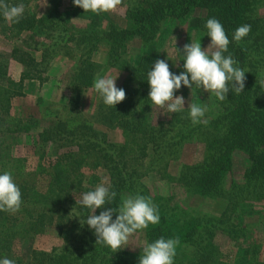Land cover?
<instances>
[{"label": "trees", "instance_id": "trees-1", "mask_svg": "<svg viewBox=\"0 0 264 264\" xmlns=\"http://www.w3.org/2000/svg\"><path fill=\"white\" fill-rule=\"evenodd\" d=\"M260 1L162 0L164 6L147 8L129 4L125 16L131 22L130 29L116 30L111 27L107 31L109 35L113 32L107 53L109 65L118 66L121 70L126 68L129 73L122 88L126 99L115 107L107 106L104 102L99 105L101 117L123 134V141L120 144L110 143L106 135L97 131L94 124L88 121L70 120L43 128L38 133L41 144L51 143L58 149L68 150L49 162L48 167L39 166L37 172L43 178L39 184L41 188L21 192L22 203L16 212L19 217L11 219L5 215V211H0V259L8 258L15 264H22L20 256H14V241L35 238L51 228L61 240L60 246L49 252L34 251V261L30 263L41 264V259L46 258L44 264H139L143 251L138 253L128 246L130 239L135 238L133 235L139 230L117 252L106 245L96 244L95 232L86 223L92 210L74 199L76 195L82 196L84 193L81 189L77 190L80 186L77 179L79 167L75 164L79 161L82 167L90 170L101 167L108 178L105 187L116 193L110 203L96 209L95 215L110 208L118 209L124 198L142 195L151 200L160 216L158 224H149L148 228L143 229L145 246L162 237L178 239L173 264H213L217 255L213 243L216 233L228 238L239 235L240 229L234 222L239 204L245 201H264V84L261 83L264 77L258 74V71H264V51L261 48L264 41V15L258 14L256 10ZM22 2L25 6L26 0ZM47 3V13L39 16L35 10L32 16L25 19L24 23L31 32L30 45L35 52H41V56L45 52L56 54L57 50L68 54L71 48L81 53L76 62L75 74L66 82L68 102L76 108L89 88V77L81 73L97 52L98 42L103 38L102 32L89 27L82 34H72L69 21L60 13L55 0H47ZM193 5L204 10L205 14L196 19V27L205 36L209 37L205 27L208 19L216 18L223 25L230 41L224 55H230L237 62L234 66L245 71L244 90L239 94L230 90L224 101L215 97L214 102L206 106L207 111L197 124L192 123L187 106L176 113L168 112L166 107V118L158 115L155 118L152 113H156V110L153 109L149 114L150 91L145 89V84L149 85L147 73L154 66L152 60L143 59V68L140 64L133 66L126 63L117 56L119 44L134 35L139 37L156 32L159 24L157 9L161 12V20L170 15H180L176 8H180L181 15H185V11H189L188 6ZM78 9L88 17L94 15L91 11L84 12L80 7ZM23 21H6L0 12V23H3L0 24V32L19 34ZM146 21L150 23V30L145 29ZM245 24L251 25L250 33L241 41H235V30ZM37 28L41 34L46 30L40 39L36 32L32 33ZM10 57L17 59L25 68L18 81H15L6 73L5 66L0 64V78L5 82L0 85V174L9 172L14 176L22 165L11 154L15 141L22 134L30 133L33 127L31 121L24 123L12 117L11 103L14 98L24 97V81L41 80V71L35 58L18 48L11 51ZM184 71L182 64L171 72L179 75ZM129 83L135 87L132 88ZM196 90L198 88L195 85L189 88L182 84L174 96H183L185 100L190 91ZM197 104L200 105L199 101ZM152 105L153 108L157 107ZM190 140L202 143L204 154L198 162L184 165L176 182L185 195L191 193L224 198L227 205L219 218H208L197 215L193 209L180 208L174 204L172 196L152 195L142 183L143 168L146 174L152 172L167 177L169 161ZM73 147L77 152L70 150ZM234 150L249 153L252 163L245 171L242 182L231 184L227 189L221 177L226 173L225 165L231 160ZM89 177L94 180V175ZM117 215L118 211L113 213V220Z\"/></svg>", "mask_w": 264, "mask_h": 264}, {"label": "rangeland", "instance_id": "rangeland-1", "mask_svg": "<svg viewBox=\"0 0 264 264\" xmlns=\"http://www.w3.org/2000/svg\"><path fill=\"white\" fill-rule=\"evenodd\" d=\"M22 1L24 0H8L6 3L10 6H18L23 4ZM55 4L60 13L68 19L72 34H82L91 27L96 31H101V37L103 38L98 42V50L86 66V70L81 73L82 76L85 74L84 76L89 77V88L82 95L80 105L75 108L68 102L66 82L70 76L75 74L77 70L76 62L81 53L76 48H71L68 54H63L62 50H57L56 54H45L44 51L45 53H42L41 56V52H35L32 49V45H30L32 44L31 32L24 23L26 18L35 13V10L38 11L39 16L47 13L49 9L47 0H26L24 13L19 19V22L24 19L19 27V34L8 35L0 32V64L5 66L6 73L13 80L18 81L21 71L25 69L23 64L17 62V59L10 57L11 51L15 48L35 58L38 62L37 67L41 71V80L24 81V84H26L25 91H23L24 97L14 98L11 103L12 117L22 120L24 123L31 121L30 125L33 127L30 133L22 134L17 138L11 153L22 163L19 166L18 174L12 175L20 192L30 191L32 188L40 189L39 184L43 181V178L37 172L39 166L48 167L49 162L68 150V148L58 149L51 143L41 144L38 133L43 128L57 123L69 122L70 120L88 121L94 124L97 131L105 134L110 143L120 144L123 141V134L108 125L106 120L101 117L99 105L103 103V98L94 90L93 86L94 80L97 78L106 76L115 78L118 75L116 87L123 88L128 79L129 73H127L126 68L121 70L118 66L111 67L109 65L107 53L111 46L113 32L109 35L107 31L111 27L116 28V30L130 29L131 22L125 16L129 4L137 8H147L154 5L162 7L165 5L162 0H122L115 11L93 13L94 15L90 17L94 18H90L82 14L78 7L74 5L73 0H55ZM188 8L189 11H185V15H181V9L176 8L180 15H170L161 20L159 15L161 12L157 9L158 30L139 37L134 35L132 38L121 41L118 47L119 55L117 56L133 66L140 64L142 68L145 66L143 61L145 58L152 60V66L157 60H165L170 71L184 64L183 48L186 44L200 42L202 49H206L211 43V38L205 36L196 27V19L205 14L203 13L204 10L197 7V5L188 6ZM256 10L258 14L264 15V0L260 1ZM149 24V21H146V30L151 29ZM94 25L98 27L96 28ZM35 32L37 38L40 39V35L43 37L46 30L41 34L40 29L37 28L32 33ZM261 48L264 51V41ZM46 49L50 51L48 47ZM262 57H264V54H262ZM258 72L260 76L264 77L263 70ZM138 79L143 80L141 77H138ZM28 81L32 82L28 83ZM4 84V80L0 78V85ZM129 85L132 88L135 87L133 83H129ZM148 88H150L149 85L145 84V89L150 91ZM214 98V94L208 93L202 88L195 92L190 91L185 98V106L188 107L193 103L197 104L199 101L200 106L206 107L214 102ZM149 103V114H151V111L156 110V113H152L155 118L157 115L166 118V106L163 109L155 106L153 108L152 103L150 101ZM70 150L77 152L75 147ZM203 152L204 146L202 143L193 140L184 143L178 155L169 161L167 177L163 178L161 175H157L158 173L152 172L146 174L143 168L142 183L152 195L172 196L174 204L180 208L193 209L197 215L208 216V218H219L226 209L227 201L224 198H209L191 193L185 195L176 182L181 168L184 165H191L201 160ZM76 163L75 165L79 167L77 179L80 184L77 190L81 189L86 193L95 190L97 186L102 184L106 186L108 178L104 175L101 167L97 170H90L82 167L79 161ZM251 163L252 159L249 153L240 150L232 151L231 160L225 165L227 166L226 173L221 177L224 186L229 189L231 184L241 183L245 171L251 166ZM93 175L94 180H91L89 176ZM74 199L81 201L82 196L76 195ZM16 214V212L5 211V215L12 217L11 219L16 218L18 216ZM235 218V225L240 229L239 235L238 237L228 238L219 234V232L216 233L213 243L217 255L213 260V264H264V201L241 202ZM133 236L136 237L130 239L128 246L140 253L145 247L143 229ZM13 244L14 256L19 255L22 264H27L34 261V251L49 252L50 249L60 246L61 240L54 230L49 228L45 233L35 238L16 239ZM46 261V258L41 259V264ZM188 262L186 261V263Z\"/></svg>", "mask_w": 264, "mask_h": 264}, {"label": "clouds", "instance_id": "clouds-1", "mask_svg": "<svg viewBox=\"0 0 264 264\" xmlns=\"http://www.w3.org/2000/svg\"><path fill=\"white\" fill-rule=\"evenodd\" d=\"M74 5L82 8L84 12L96 14L115 11L122 0H73ZM24 5L10 6L5 0H0V12L6 21L18 23L24 13ZM207 35L211 43L202 49L200 42H191L183 48L184 72L179 75L169 70L165 60H157L147 73L150 85L149 99L157 107H167L170 113L181 111L185 107L183 96H174L182 84L193 88L203 89L212 93L219 101H224L230 90L237 94L243 92L245 87V71L234 65L237 63L228 51L229 39L223 25L216 19L210 18L206 25ZM251 31V25H242L235 30L233 39L241 41ZM111 76L100 77L94 80V90L103 98L105 105L115 107L126 99L125 90L116 87V79ZM264 84V81L261 82ZM189 115L193 124H197L204 117L207 107L196 103L188 105ZM116 197L115 192L100 185L93 191L82 195L80 204L92 210L87 217V225L94 230L97 237L96 244H103L117 252L128 243L129 237L138 230L148 228L149 224L156 225L160 221L158 209L151 200L137 195L122 200L118 209H107L95 215L98 208L110 203ZM21 192L9 172L0 174V211L15 213L21 206ZM118 215L113 220V213ZM178 239H164L163 237L143 247L139 264H173L176 255ZM0 264H15L11 259H0Z\"/></svg>", "mask_w": 264, "mask_h": 264}, {"label": "crops", "instance_id": "crops-1", "mask_svg": "<svg viewBox=\"0 0 264 264\" xmlns=\"http://www.w3.org/2000/svg\"><path fill=\"white\" fill-rule=\"evenodd\" d=\"M29 82H32V81H28V83H29ZM24 87L26 88V84H24ZM24 91H25V90H24Z\"/></svg>", "mask_w": 264, "mask_h": 264}]
</instances>
